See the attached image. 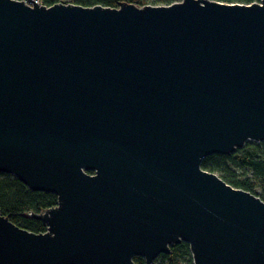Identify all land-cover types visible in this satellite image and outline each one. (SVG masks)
<instances>
[{
    "label": "water",
    "instance_id": "1",
    "mask_svg": "<svg viewBox=\"0 0 264 264\" xmlns=\"http://www.w3.org/2000/svg\"><path fill=\"white\" fill-rule=\"evenodd\" d=\"M264 142V0H0V174L58 205L0 211V264H264V200L203 168Z\"/></svg>",
    "mask_w": 264,
    "mask_h": 264
},
{
    "label": "trees",
    "instance_id": "2",
    "mask_svg": "<svg viewBox=\"0 0 264 264\" xmlns=\"http://www.w3.org/2000/svg\"><path fill=\"white\" fill-rule=\"evenodd\" d=\"M42 4L51 6L60 0H40ZM180 0H70L82 6L103 5L118 7L122 2L145 5H170ZM227 3L261 2L262 0H216ZM203 168L217 173L222 179L235 188L250 191L264 200V142H249L230 156L212 155L203 162ZM58 205V197L54 193L33 191L17 177L11 174H0V211L17 226L35 233H44L47 226L33 218L34 213ZM137 264H145L142 257H135ZM156 264H193L190 245L181 242L171 246L169 254H161Z\"/></svg>",
    "mask_w": 264,
    "mask_h": 264
},
{
    "label": "rangeland",
    "instance_id": "3",
    "mask_svg": "<svg viewBox=\"0 0 264 264\" xmlns=\"http://www.w3.org/2000/svg\"><path fill=\"white\" fill-rule=\"evenodd\" d=\"M69 1L70 0H60V2H63V3H70Z\"/></svg>",
    "mask_w": 264,
    "mask_h": 264
},
{
    "label": "built area",
    "instance_id": "4",
    "mask_svg": "<svg viewBox=\"0 0 264 264\" xmlns=\"http://www.w3.org/2000/svg\"><path fill=\"white\" fill-rule=\"evenodd\" d=\"M37 2L41 3V1H40V0H37ZM41 4H42V3H41ZM152 264H156V263L154 262V263H152Z\"/></svg>",
    "mask_w": 264,
    "mask_h": 264
}]
</instances>
